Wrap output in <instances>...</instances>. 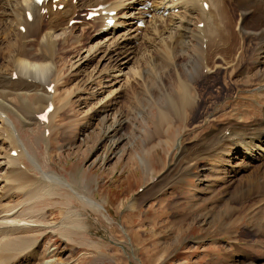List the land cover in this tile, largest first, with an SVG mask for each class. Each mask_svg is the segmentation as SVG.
Returning <instances> with one entry per match:
<instances>
[{
	"label": "rangeland",
	"instance_id": "obj_1",
	"mask_svg": "<svg viewBox=\"0 0 264 264\" xmlns=\"http://www.w3.org/2000/svg\"><path fill=\"white\" fill-rule=\"evenodd\" d=\"M4 2L0 0L1 27L4 18L2 9H6ZM124 3L126 6L132 4L128 0ZM235 5L232 1L227 3L228 13L235 22L233 30L241 36L236 43L238 51L226 52L222 62L217 60L213 51V61L222 63L223 69L215 74V67L208 74L204 67L205 77L197 79L193 89V92L198 90L194 94H197L196 102L199 103L195 118L187 123L182 117L168 127L163 125L158 128L160 120L157 112H166L165 105L170 95L176 97L178 94L171 91L176 87L171 75L166 77V73H172V68L167 71L166 57L158 48L163 46V40L155 39L157 43H154L153 36L151 40L141 42L137 39L133 43V49L137 47L136 52L125 58L124 61L128 62L124 71L134 76L124 83L123 90L119 91L123 81L105 78L109 82L104 90L98 89L96 80L92 81L97 70L104 71L109 67V59L106 58L111 56L114 60L116 57L114 53L104 56L103 50L99 49L104 44L113 47L114 40L116 42L124 32L130 37L136 27L138 31L134 34L148 31L151 27L147 20H151V14L141 16L147 21L143 26L137 24V18H125L123 15L119 21L125 20L121 23L125 25L119 24L118 27L124 30H120L121 33L117 31L112 39L102 33L94 32L93 35L88 25L95 23L94 20L85 19L87 11L82 9L86 7L78 8L81 11L76 9L78 15L74 22L71 20L67 27L54 31L57 35L63 32L69 35L65 43L58 46L61 51L60 58L57 57V64L61 65V81L66 78L67 83H59L57 95L61 97L65 92L69 93L70 103L65 104L66 100L62 102L66 108L53 119V127H50L52 134L45 130V122H40L34 115L32 117L29 110L18 107L16 99L10 97L12 102L3 104L13 122L15 134L26 148H32L36 154L38 164L34 165L26 155L21 167L26 166L35 177H39V169L48 168L60 176L61 181L51 183L49 194L34 191L27 194L29 190L23 191L21 186H14L10 190L12 195L6 197L8 199H0L2 221L12 219V223L17 225L12 232L0 237V255H10L2 264H48L46 262L51 260H57L53 264H264V190L258 191V196L263 193L260 199H242L236 185L238 176L243 175L245 170L240 169L242 173L237 175L223 171L217 159L219 155L214 152L216 131L231 126L234 120L249 126L264 115V62L261 63L263 69L255 63L258 59L256 53L261 49V37L252 32L257 27L255 20L260 10L249 11L245 22L252 30L240 34L237 23L241 14ZM150 6L151 3L145 10ZM181 9L175 7L170 13L178 16ZM168 13V9L159 11L162 17H167ZM228 13L226 15L230 17ZM198 15H194V20L201 19ZM164 24L168 26L167 32L171 30V23ZM202 25V22L198 24L199 27ZM85 26L88 29L86 34L83 33ZM167 32H163L162 36H167ZM174 35L177 43L180 37ZM127 37L120 41H125ZM74 39L78 40L77 44L83 51H80L82 59L77 64L81 66L80 71L77 65L69 66L68 60L73 54L65 55L69 50L68 44ZM181 49L179 47L169 53L174 55L178 71L184 67L181 51L185 49ZM228 59L233 60L229 68L224 66ZM119 60L120 57L114 60L115 64L118 65ZM260 60L264 61V57ZM67 66L70 70L66 69ZM156 73L157 77L164 78L163 81L155 80ZM173 74L176 76V71ZM82 76L91 82L81 99L73 97V92L80 95L78 87ZM155 83L160 84L158 88ZM58 101L57 98L54 101L56 106L60 103ZM107 103L111 104L110 118L104 119L105 112L99 109ZM113 115L117 117L115 120ZM13 155L16 153L13 152ZM0 166L4 181V167ZM37 182L38 179L33 183ZM47 182L48 179H43V183ZM240 183L244 185L245 181ZM75 190L94 200L99 207L89 206ZM3 194L6 193L1 182L0 196ZM133 206L135 210H132ZM75 224L81 227L76 230ZM10 239L13 242H8ZM14 252L18 254L13 256ZM19 254L23 256L19 257Z\"/></svg>",
	"mask_w": 264,
	"mask_h": 264
},
{
	"label": "bare ground",
	"instance_id": "obj_2",
	"mask_svg": "<svg viewBox=\"0 0 264 264\" xmlns=\"http://www.w3.org/2000/svg\"><path fill=\"white\" fill-rule=\"evenodd\" d=\"M5 1L6 3L5 2L4 3L6 5V9H2V14L4 13L3 26L2 27L0 26V60L2 61L0 63V147H2V150L0 151V164L2 165V167H4L3 172L5 174V177H4V181H2L1 179L2 175H0V183L1 182L4 183L6 194L0 196L2 197L0 199H8L6 197L10 194L12 195L10 190H12V187L14 186H21V189H23V191L29 190V192L26 191L27 194L30 193L31 191H34L38 194L42 192L49 194L51 193L50 191L52 189L51 183L52 182L60 183L59 181H61V177L57 176L53 172H50L48 168H44L42 171L39 169L40 175L39 177H35L33 176L34 175L33 173L28 172L26 166L25 168L21 167V165L23 164L22 159L26 155L29 157L30 161L34 162V165L35 163L38 164V161L35 158L36 154L34 155L35 153L33 152L34 150L32 148L31 150L26 148L24 143L19 139L18 134H15L16 130L13 127V122L11 118H9V116L6 114L8 110L4 104L10 103L12 102L13 99H16L18 101L17 104H19L18 107L23 108L26 111L29 110V112H31L32 117L34 115L36 119L41 114V112L45 110V108H47L50 104L53 105V109L48 113V121L45 122L46 124L44 123L45 130H48L50 132V135L52 134L51 131L53 132V130H51L50 127H53V119L57 117V113L60 112L61 114L62 111L65 110L64 108H66L62 106L63 104L62 102H65L64 100H66L65 104L70 103V101L68 100L69 93L65 92L64 95H61V97L57 95L59 83H61L62 85L67 83L66 78L61 81L62 77H61V70L59 67L61 65L57 64V57L60 58L59 53H61V51L58 50L60 48V47L58 48V46L61 43H65V40L68 39L69 35L65 34V32H63L60 35L59 34L57 35L56 33L54 34V31L58 28H59L58 30H60V28L62 27L64 28V26L67 27L70 21L72 19H75L76 15H78L76 13V9L86 7L85 9H82L87 11V12L85 11L86 12L85 15L91 10L94 9L97 10V12L99 13L98 18L94 20L95 23L88 25V27L92 28L93 35H95L94 34L95 32L100 35L102 34H105V36L110 35L111 38L117 35L116 34L117 31L120 32V30H122L118 26L119 24L125 21V20L119 21V18H121L123 15H124L123 17L128 16L129 18L130 17L137 18L140 19V21L144 22V18L141 16L145 14H151L152 17L151 20H147L151 28L148 31L144 30V32L141 33L142 36H140L141 34H137L138 32L137 33L135 32L134 34L133 33L134 31H138V27H136L135 29L133 27L134 31L131 30L132 34H130V37H127L126 34H124L126 32H124L123 35L119 39H117L116 42L115 40L114 43L112 42L113 47L111 46L109 48L108 44H104L102 48L101 46H99L101 48L99 50L101 51L103 50L102 51L103 55L107 53V55L109 56L111 53H114L116 54L114 60H117V58L119 57L120 60L118 61V65H117L115 64L114 60H111L112 58L111 56L106 58L109 59V67L106 70L104 69V71L103 70L98 71L96 66L97 72L94 74V76H92V81L93 80L97 81L99 90L108 87L107 82H109V79H105V78H111V80L113 79V81L116 82L123 81V83L121 82L122 84L119 91L123 90L124 83L126 82L128 83L130 77L133 75L132 73H129V71H124L126 68L124 67V65L127 64L128 62V60L124 61L125 58L128 55L133 54L135 48H137L135 47L133 49L134 47L133 43L137 41V39L141 40V42L146 40L147 41L151 40L153 36H155V38L152 40V42L154 43H157L155 42V39L163 40V46H158V48H160V50L163 51L164 57H166V59H164V63H165V68L168 69L167 71H170V68H172V73L171 74L166 73V77L171 75L170 78L172 77L174 84L176 85L175 89L171 91L177 92L178 96L175 97L170 95L168 99V104L165 105L166 112L165 111L159 113L157 112L158 114L157 118L160 120L158 121V124L160 125V126L157 125L158 128H160L163 125H166L168 127L170 124H172L173 121L176 124L182 117L185 118L187 123L190 122L189 121L190 119L193 120L195 118L194 113L197 111V107L199 106V103L196 102L197 94H194L197 93L198 90L193 92V89L196 85L197 79L202 80L203 77H205L204 67L206 69L205 72L207 73L212 68L216 67L217 69L214 70V72L211 70L215 74L222 72L223 69V66L221 65L222 63L217 64L213 61V57H212L213 51L217 60L222 62L223 55L227 54L226 52L228 53L235 52L238 49L236 43L238 39L241 38V36H239L233 30V26L235 22L232 19L233 16L228 13L229 9L227 8V3H231V1L232 3L235 2L236 3L235 6H237L238 10L240 11L239 13L241 14V19L237 23L238 27L235 26L237 27V30H239L240 34L247 32L248 30L249 31L252 30L250 28H247L246 25L248 24H246L245 22V16L249 13V11L256 9L260 10L259 13L260 15L256 17L255 20L257 27L256 29L254 28V31L252 32L254 33V35H256V37L259 38L261 37L260 45L262 50L260 49L256 53L257 54L256 57H258V59L256 60L255 63L259 64L261 67V63L264 62L260 60L262 57H264V55L262 56V54L264 53V0H231V1L230 0H135L134 3H132L134 0H128L129 2L132 3L129 6L125 5L126 4L124 3L125 0H76V1L43 0L41 4H37L35 2L36 0H5ZM148 3H151V6L147 10H145L144 8L147 6ZM61 5H63V7H61ZM178 6L182 8L181 9L182 12L179 13L178 15L179 17L174 16L173 13H170V10ZM167 9L169 11L167 17H162V14L159 15V11L163 12L164 10ZM78 10L81 11L80 9ZM110 11H116L115 15L111 17L115 19V22L113 24L107 23L108 18H110L108 16V13ZM156 13H158V15H156ZM226 13H228L230 17L227 16ZM28 14L31 16V18L28 17ZM196 14H199L198 16H201V19L194 20V15ZM164 22L171 23L172 27L171 30L168 29L169 33L166 31V27L168 28V26H166ZM201 22L203 23V26L199 27L198 24ZM23 27L24 30L22 31ZM85 27L86 28L83 30L84 34H86L85 32H88L87 26ZM127 32H130V30ZM163 32H167V36L163 37L162 36ZM174 34H178L176 36L180 37L177 38L179 39L177 43H175L176 39H174L175 37ZM124 37H127L126 40L120 41V39ZM75 40L76 39L70 41V44H68L69 50H66L67 52H65L66 56L70 55L71 53L73 54L71 55V59L69 58L70 60H68L70 62L69 64L70 68H72L73 65H77L79 61L82 59L81 55H79L80 51L82 50H80L77 44L78 40L76 41ZM158 43L160 42L158 41ZM90 47L93 48V46ZM179 47L185 49L181 51V55H183L184 57V61H183L184 69L182 68L181 71L179 70L180 72L175 69L177 65L176 63L177 61H175L174 55L170 56L169 54L170 51H174ZM193 49L196 50L195 53L192 52ZM90 51L91 50L89 49V52ZM77 56L78 58L75 61H71ZM192 62L194 63V66ZM232 64H233V60L228 59L227 61H225L224 66L226 67L228 66L229 68L231 67ZM80 67H81L80 65H77L76 67L77 70H79ZM260 67L258 68L261 69L262 67L261 68ZM66 69H68V66L66 67ZM175 71L177 73L176 76L173 74ZM259 73H261V71ZM188 74H190V77H188L189 76ZM161 75L164 76L165 74H161ZM154 77L156 78L155 79L156 81H160V80L163 81L164 79V78L162 79V76L157 77V73ZM80 81H81V85L78 87V89H80V95H76L75 94L76 91L73 92L74 91L73 89L72 92H73V97L77 96L82 99L83 98L82 96L86 95L87 93L86 89L88 88V85L90 84L91 81L88 78L84 79L83 76L80 79ZM157 85L158 84H156V87ZM168 86L169 85H167V87ZM51 87H52V92L49 91ZM228 89L229 88H227V90ZM96 94H98V92ZM10 97H12L13 99H10ZM56 98L57 101L58 100L60 101V103L57 104V106L54 103ZM110 106L111 104L107 103L101 106V108L99 109L100 112L102 113L105 112L104 119L110 118L108 116L110 114L109 111L111 110ZM113 117L115 120L116 116L113 115ZM104 119L101 120L104 122L105 121ZM231 123H232L231 126L229 125L227 128H223V129L221 128L220 130L216 131V134L214 135L213 138L215 151L214 150L213 151L215 153H218V155L220 156V158H218L219 156H217V159L223 171H228V172L231 171L233 172V175L234 173L237 175L239 173H242L240 169L245 170L243 171L245 172L243 175L238 176L239 177L237 180L238 185H236L237 189H239L240 197L242 199H245V197L249 199L251 198L260 199L263 193L262 194L260 193V196H258L259 195L258 191L260 189L264 190V115L261 116L259 120H255L254 122H252V124L249 126H247L246 123L244 124L240 123L239 120H234ZM11 130H13L14 132H12ZM14 151L16 152V155H13ZM251 164H255V165L252 166ZM235 166L238 167L236 168L238 171L235 170ZM37 179H38L37 184H34L33 182L36 181ZM43 179H48V182L43 183ZM243 180L245 181L244 185L240 183ZM70 187L72 188V186ZM78 192L76 191L79 197H81V199L84 200L89 206L93 208L99 207V205L96 202H94V200L87 198L85 195L82 194L80 195V193ZM30 195H32V193ZM35 195L36 194H34V196ZM42 195H44V193H42ZM39 196L40 195H38V197ZM1 207L2 205L0 204V208ZM135 209L136 207L133 206L132 210ZM71 215H76V214H71ZM214 216L216 215L214 214ZM8 220H10L11 222ZM8 220H5L3 222L2 214L0 213V237L7 235L9 232H12L14 228H17L16 227L17 225L15 223H12V219H8ZM248 220L251 221L250 219ZM221 225L222 224H220V226ZM73 226L75 227V229L77 227H81L80 224H75ZM70 233H72V231ZM8 242H13V241L12 239H10ZM1 245L2 243L0 244V246ZM14 251L16 250L14 249ZM17 254L18 252H14L13 256ZM22 256L23 254H19V257ZM7 257H10V255H6V254L0 255V264L6 262V260H8ZM56 261L51 260L49 262L47 261L46 263L53 264V262L55 263Z\"/></svg>",
	"mask_w": 264,
	"mask_h": 264
}]
</instances>
